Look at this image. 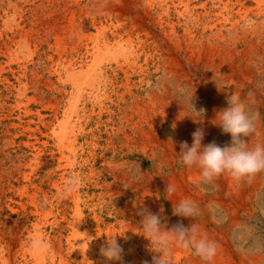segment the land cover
Wrapping results in <instances>:
<instances>
[{
  "label": "rangeland",
  "instance_id": "374dc122",
  "mask_svg": "<svg viewBox=\"0 0 264 264\" xmlns=\"http://www.w3.org/2000/svg\"><path fill=\"white\" fill-rule=\"evenodd\" d=\"M0 10V264H122L145 242V51L200 82L211 45L257 31L264 0H0ZM123 162L133 182L111 167ZM252 217L222 236L264 264V200ZM112 238L119 263L99 254Z\"/></svg>",
  "mask_w": 264,
  "mask_h": 264
},
{
  "label": "bare ground",
  "instance_id": "6f19581e",
  "mask_svg": "<svg viewBox=\"0 0 264 264\" xmlns=\"http://www.w3.org/2000/svg\"><path fill=\"white\" fill-rule=\"evenodd\" d=\"M211 46L208 54L204 56L206 62L202 67V80L197 83L188 75L170 67L171 65H161L151 49L145 51V170L141 168L142 166L138 167V174L145 179V208L164 218L162 230L166 227L170 229L177 224H182L185 228L192 224L196 225L197 238L207 237L217 244V253L210 264H262L260 254L246 255L240 247L231 250L229 242L222 235L231 230L234 233L235 226L243 223L241 220L251 219L259 201L264 200V171L239 182L222 175L210 183H205L199 169L184 166L178 154L180 142L186 141L191 146L192 133L197 128L204 130L202 142L204 145L215 142L223 147L230 144V135L223 134L215 125L218 123L215 117L218 111L228 106L226 97L231 94L238 95L246 110L257 115L256 132L246 138L249 140V147L256 144L264 145V18L260 21L257 31L252 30L251 33L241 36L233 35L220 42H214ZM192 103L197 111L205 109L204 116L193 110ZM111 167L118 177L126 181L133 182L136 177L126 162L114 163ZM167 184L175 188L171 195L165 193ZM184 200L190 201L194 208L195 215L192 218L173 215V207ZM144 241L142 250L129 251L127 259L122 264H144L145 261L151 264L153 254L148 251L149 242L146 239ZM168 259L170 264H204L199 257L179 246H173Z\"/></svg>",
  "mask_w": 264,
  "mask_h": 264
},
{
  "label": "clouds",
  "instance_id": "9594fccd",
  "mask_svg": "<svg viewBox=\"0 0 264 264\" xmlns=\"http://www.w3.org/2000/svg\"><path fill=\"white\" fill-rule=\"evenodd\" d=\"M248 24L254 21L249 20ZM227 107L216 113L215 125L222 130L223 134L231 137L230 144L221 147L215 142L204 145V130L197 128L192 133V144L180 142L178 154L180 162L188 168L199 169L200 176L205 183H210L222 175H227L232 180L239 182L245 178H251L259 172L264 171V145L256 144L249 147V138L256 132L257 115L246 110L243 101L236 94L226 97ZM193 110L203 116L205 109L197 111L192 103ZM78 184L76 179L70 181L69 191ZM175 188L167 184L165 193L173 194ZM162 212V209H161ZM141 217L139 230L142 237L148 243V251L151 252V264H170V256L173 246H179L199 257L204 264H210L217 253V244L207 237L197 238L196 225L192 224L185 228L182 224L167 227L162 230L164 218L160 214H154L146 208L138 212ZM173 215L183 218H192L195 211L190 201H181L173 207ZM30 249L36 254L44 253L48 245L39 238L29 242ZM99 254L106 261H122L123 248L116 238L106 240L100 247ZM144 264H148L147 261Z\"/></svg>",
  "mask_w": 264,
  "mask_h": 264
}]
</instances>
